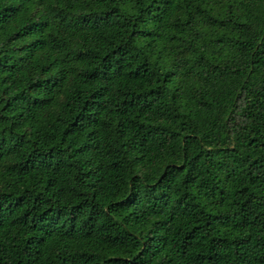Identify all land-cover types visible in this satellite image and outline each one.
Returning a JSON list of instances; mask_svg holds the SVG:
<instances>
[{
    "label": "trees",
    "instance_id": "16d2710c",
    "mask_svg": "<svg viewBox=\"0 0 264 264\" xmlns=\"http://www.w3.org/2000/svg\"><path fill=\"white\" fill-rule=\"evenodd\" d=\"M0 264H264V0H0Z\"/></svg>",
    "mask_w": 264,
    "mask_h": 264
}]
</instances>
